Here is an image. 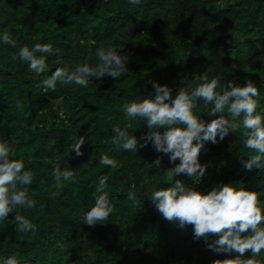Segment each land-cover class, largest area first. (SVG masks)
<instances>
[{
	"label": "trees",
	"instance_id": "obj_1",
	"mask_svg": "<svg viewBox=\"0 0 264 264\" xmlns=\"http://www.w3.org/2000/svg\"><path fill=\"white\" fill-rule=\"evenodd\" d=\"M4 32L16 46L0 40V141L15 150L10 159L22 160L36 175L29 186L36 206L19 211L37 228L18 233L16 211L10 213L0 222V258L15 256L18 264H214L235 257L195 240L193 226L181 229L166 221L149 197L179 179L205 194L234 184L264 200V169L244 168L254 153L243 146L242 132L205 144L199 161L208 168L199 183L185 174L169 179L166 170L180 161L170 162L151 142L133 153L116 151L110 141L117 125L131 123L129 131L138 139L148 133L145 121L126 118L123 105L154 96L153 82L168 85L174 98L181 87L202 83L197 77L204 74L209 81L219 79L218 90L252 80L260 91L257 111L264 116V0H141L135 6L128 0H0V36ZM38 43L60 49L37 53L49 65L39 76L18 58L22 47ZM101 47L128 57L120 78L93 79L87 88L41 86L57 67L95 66ZM211 107L198 101L194 113L211 122L219 118L207 114ZM81 136L83 155L76 156L72 145ZM102 155L119 166L101 165ZM56 165L77 172L62 189L52 187ZM101 176L108 177L115 212L108 223L89 226L83 217L95 204ZM52 191L58 192L55 199ZM129 192L139 205L127 199ZM244 258H252L250 250ZM256 260L264 264V251Z\"/></svg>",
	"mask_w": 264,
	"mask_h": 264
},
{
	"label": "clouds",
	"instance_id": "obj_2",
	"mask_svg": "<svg viewBox=\"0 0 264 264\" xmlns=\"http://www.w3.org/2000/svg\"><path fill=\"white\" fill-rule=\"evenodd\" d=\"M132 5H139L141 0H128ZM4 44L16 46V40L4 32L0 36ZM243 43V41H241ZM52 44H36L33 48L24 46L19 50L18 58L28 64L29 70L37 76L49 70L44 55L58 54ZM98 63L95 66L82 64L71 69L67 66L57 67L52 75L42 81V87L55 91L57 85H77L87 88L93 79L99 80L106 76L120 78L127 70L128 57L122 56L112 47H101L96 51ZM17 59V55L13 56ZM235 67V66H233ZM202 83L191 90L181 87L173 98L172 89L168 85L153 82L154 96L142 100H133L123 105L126 118L131 121H145L148 133L139 139L130 133L131 123L124 127L114 126L111 144L116 151L137 152L140 148L153 144L157 152L169 155L170 162L179 163L166 170L169 179L185 174L199 183L205 176L208 165L201 164L199 156L206 143L217 144L229 133L242 132L243 146L252 155L243 166L247 170L264 169V116L258 112L260 107L259 88L248 80L245 86L229 82L223 90L218 78L210 81L206 74L197 77ZM205 107L212 105L207 111L209 116L219 118L205 122L194 113L198 101ZM22 109V104H17ZM165 129L161 132L160 129ZM143 141V143H141ZM195 141V143H194ZM86 139L81 136L72 145L76 156H82L81 150ZM15 150L8 141H0V222L6 221L9 214L16 211L14 221L18 233L35 232L37 226L19 211L20 208H34L37 201L29 195V186L36 175L25 170L22 160L10 159ZM160 159L155 161L159 167ZM100 164L105 167L117 168V161L108 155H102ZM51 175L55 189H62L65 182H73L77 172L72 169L62 170L56 165ZM107 176H101L95 189V204L84 214V224L95 226L106 224L115 212V204L110 199L107 188ZM57 191L50 193L55 199ZM162 217L181 229L193 226L195 240H203L208 249L216 253H235L234 258L216 260L214 264H259L256 260L264 251V200L258 198L255 191L242 186L222 184L205 194L187 187L181 180L175 179L171 187L153 191L150 197ZM127 199L133 206L140 204L135 192H129ZM248 233L247 235H243ZM217 237L208 243L212 237ZM251 251L252 258H244ZM0 264H18L15 256L0 258Z\"/></svg>",
	"mask_w": 264,
	"mask_h": 264
}]
</instances>
